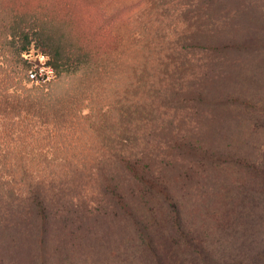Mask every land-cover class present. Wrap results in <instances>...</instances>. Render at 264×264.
I'll use <instances>...</instances> for the list:
<instances>
[{"label": "trees", "instance_id": "1", "mask_svg": "<svg viewBox=\"0 0 264 264\" xmlns=\"http://www.w3.org/2000/svg\"><path fill=\"white\" fill-rule=\"evenodd\" d=\"M103 1L94 11L84 0H0V147L21 153L53 142L57 155L43 165L39 148V166L16 172L17 190L0 174V247L13 245L23 264H264V75L257 71L264 44L147 45L133 31V10ZM30 47L43 65L28 60ZM241 52L258 61L235 84L250 101L234 93L209 98L201 86L214 65ZM126 59L121 101L128 110L146 107L149 140L137 148L140 138L125 137V129L113 140L73 134L81 103L109 97H84L83 82L115 85ZM133 73L134 82L155 88L137 103L129 95ZM31 74L39 85H29ZM183 87L191 99L179 97ZM226 106L250 115L239 122L252 134L262 132L260 142L247 140L250 157L240 148L225 155L216 150L220 138L206 141L193 126Z\"/></svg>", "mask_w": 264, "mask_h": 264}, {"label": "rangeland", "instance_id": "2", "mask_svg": "<svg viewBox=\"0 0 264 264\" xmlns=\"http://www.w3.org/2000/svg\"><path fill=\"white\" fill-rule=\"evenodd\" d=\"M84 2L87 4V9L88 5L94 6V11L98 10L99 6H103L104 3L103 0H84ZM120 5L130 7L133 10V31L137 34V39L146 41L145 44L147 45L155 41L157 43L174 42L176 44L180 42L190 44L199 41H209L222 45L228 43L264 44V0H116L115 6ZM70 28L71 26H64L66 31H69ZM38 50V48L30 47L26 57L32 62L38 61L40 65H43L46 58L39 55ZM224 58L219 61V64L214 65L216 67L202 83L201 88L207 91L209 98L234 93V96H239V98L249 102L252 98L250 93L240 91L241 88H237L238 85L235 87V84L239 79L249 75L247 71L250 63H253L257 68L258 61L252 60L248 53L243 52L240 54L226 53ZM5 61L4 69L8 73L16 70L9 56L5 58ZM127 61L129 59L122 60L118 72L127 69L129 65ZM44 69L48 75L46 80H52L54 78L53 72L46 67ZM257 71L264 75V68L262 70L257 69ZM134 75L135 73L130 75L128 79V81L131 79L133 86L129 90L131 91L129 95L133 96L131 100L137 103L143 96L151 97L155 93V88L139 85V80L134 82ZM126 76V72L116 74V84L113 86H110L109 83L103 84L104 78L83 82L84 97L87 95L96 96L102 92L107 93L109 97L103 101L81 103L80 108L83 106L84 108L80 109L79 114L83 116V121L80 119L77 125L70 124L73 126V134L79 133L82 139L87 140L95 136L109 137L113 140L116 137L124 136L123 130L125 129V137L132 139L137 136L140 138L137 148L149 140L142 137L152 128L151 125L147 126L148 121H141V118L146 116V107L143 111V104L137 103L138 110H128V106L121 101ZM29 79V85H39L40 83L30 76ZM169 90L170 88H168ZM178 95L185 100L193 97L192 91L186 87H183ZM78 96L77 90L70 95L72 98H78ZM204 104L208 106L206 102ZM209 110L208 108L207 111ZM207 116L208 118H202L193 126L202 129L201 133H203L206 141L212 138H220L219 148L216 150L223 151L225 155L238 156L237 149L240 148V154L250 157L251 146L247 140L263 137L261 131L259 132L260 135L252 134L246 128L249 126L248 122H239V119L250 118V115L243 112L242 109L232 106L216 107L209 111ZM136 121H138L137 124ZM220 131L221 134L225 135L219 137L220 133L218 132ZM261 140L262 138L258 142ZM33 143L36 146L23 147L21 153L17 151L18 149L7 152L0 147V174L4 175L1 179L4 185H12L17 190L19 172L18 175L16 172L24 165L27 166L25 168L35 169L39 166V148H43V153L47 155L46 158H40L44 163L43 165L51 163L52 159L57 157V155L55 156L56 146L53 142H44L43 145L39 142ZM38 145L42 146L39 147ZM80 148L98 149L97 146L89 145H82ZM183 169H193V167L184 166ZM14 248L13 245L0 247V264H21L23 262L20 261V256L16 253L17 251H14ZM23 258H27L25 252H23Z\"/></svg>", "mask_w": 264, "mask_h": 264}, {"label": "built area", "instance_id": "3", "mask_svg": "<svg viewBox=\"0 0 264 264\" xmlns=\"http://www.w3.org/2000/svg\"><path fill=\"white\" fill-rule=\"evenodd\" d=\"M30 77L33 78V74H31Z\"/></svg>", "mask_w": 264, "mask_h": 264}]
</instances>
